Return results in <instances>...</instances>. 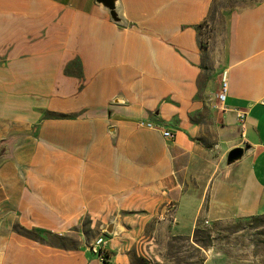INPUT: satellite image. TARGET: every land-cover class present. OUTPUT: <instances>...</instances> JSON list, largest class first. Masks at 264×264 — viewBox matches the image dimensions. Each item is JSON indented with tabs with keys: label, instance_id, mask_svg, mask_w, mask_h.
<instances>
[{
	"label": "crops",
	"instance_id": "obj_1",
	"mask_svg": "<svg viewBox=\"0 0 264 264\" xmlns=\"http://www.w3.org/2000/svg\"><path fill=\"white\" fill-rule=\"evenodd\" d=\"M114 2L0 0V264H242L194 233L264 212V0Z\"/></svg>",
	"mask_w": 264,
	"mask_h": 264
},
{
	"label": "rangeland",
	"instance_id": "obj_2",
	"mask_svg": "<svg viewBox=\"0 0 264 264\" xmlns=\"http://www.w3.org/2000/svg\"><path fill=\"white\" fill-rule=\"evenodd\" d=\"M255 1L260 0H215L213 12H219L230 6L251 4ZM194 240L209 254L224 257L227 261L264 264V212L228 223L199 226L195 230ZM182 250L185 249L181 247L180 242H177L173 246L172 253ZM177 258L184 260L187 256L177 255Z\"/></svg>",
	"mask_w": 264,
	"mask_h": 264
},
{
	"label": "water",
	"instance_id": "obj_3",
	"mask_svg": "<svg viewBox=\"0 0 264 264\" xmlns=\"http://www.w3.org/2000/svg\"><path fill=\"white\" fill-rule=\"evenodd\" d=\"M98 1L103 2L106 6H108L109 9L111 10L112 17L118 20L116 16V12H115V2H114L115 0H98ZM247 149H248L247 147H242V146H237V147L230 149L226 156V163L232 164L240 160L242 156L244 155V153L247 151ZM8 151H9V147L2 144L0 146V159L6 157L9 154ZM104 230L107 234H113L114 224L112 223L110 226L105 227ZM102 264H111V262L104 260Z\"/></svg>",
	"mask_w": 264,
	"mask_h": 264
},
{
	"label": "built area",
	"instance_id": "obj_4",
	"mask_svg": "<svg viewBox=\"0 0 264 264\" xmlns=\"http://www.w3.org/2000/svg\"><path fill=\"white\" fill-rule=\"evenodd\" d=\"M206 29L210 30V27L207 26ZM226 92H227V82L223 77L222 82H221V91L218 95L219 100L223 101L226 98ZM239 115H241L240 116L241 118L243 117V113L239 114ZM146 125L151 126L152 124L150 122H147ZM163 135L166 137H172L173 136V134L171 132L166 131V130L163 131ZM106 243H107L106 235L101 234L94 240V242L91 245L92 252L98 256V258L100 259L101 262L106 260V258L108 256V252L106 249Z\"/></svg>",
	"mask_w": 264,
	"mask_h": 264
}]
</instances>
